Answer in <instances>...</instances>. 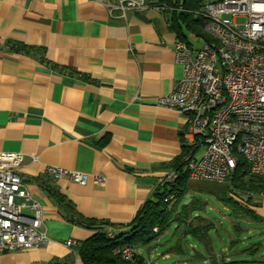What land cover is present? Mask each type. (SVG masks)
Wrapping results in <instances>:
<instances>
[{
	"label": "crops",
	"instance_id": "obj_1",
	"mask_svg": "<svg viewBox=\"0 0 264 264\" xmlns=\"http://www.w3.org/2000/svg\"><path fill=\"white\" fill-rule=\"evenodd\" d=\"M153 1L122 10L119 0H0V151L24 154L18 173L28 198L15 202L38 201L48 238L43 246L0 251V264H84L80 244L97 231L127 234L184 145L201 155L202 137L191 132L188 116L157 98L182 76L175 41L199 49L204 38L184 29L185 37L177 38L176 7ZM48 166L88 179L54 178ZM93 176L102 179L96 183ZM196 181L205 180L188 177L187 189ZM255 195L249 196L255 218H235L241 226L229 220L238 234L214 229L209 252L178 236L187 248L170 245L158 262L264 264V195Z\"/></svg>",
	"mask_w": 264,
	"mask_h": 264
},
{
	"label": "built area",
	"instance_id": "obj_2",
	"mask_svg": "<svg viewBox=\"0 0 264 264\" xmlns=\"http://www.w3.org/2000/svg\"><path fill=\"white\" fill-rule=\"evenodd\" d=\"M153 2L119 0V8L144 9ZM202 15L203 30L211 41L199 49L175 41L174 58L182 76L171 92L157 98V104L186 114L191 132L202 137L201 155L195 157L189 150L184 158L189 178L222 182L234 171L238 156L251 173L264 177V0L207 2ZM237 18L243 21L238 23ZM23 160L22 152L0 151V251L43 246L48 240L38 201L15 202L16 197L28 198L18 173ZM46 172L80 184L88 179L57 166H48ZM175 177L171 171L160 182ZM101 179L92 178L96 183ZM173 197L169 193L166 200ZM22 207L30 213H23ZM134 252L128 245L118 250L123 260Z\"/></svg>",
	"mask_w": 264,
	"mask_h": 264
},
{
	"label": "trees",
	"instance_id": "obj_3",
	"mask_svg": "<svg viewBox=\"0 0 264 264\" xmlns=\"http://www.w3.org/2000/svg\"><path fill=\"white\" fill-rule=\"evenodd\" d=\"M157 2L162 9L176 7L171 12V27L177 38L185 37L182 31L184 29L196 36L203 37L204 42L211 41V37L203 30L204 0H181L180 3L173 0H157ZM189 148L190 146H183L182 155L173 168L176 177L171 181L158 183L150 197L145 200L134 215L127 234L109 236L103 231H97L80 244L78 253L84 264H141L144 259L139 254L134 252L128 260H123L120 258L118 250L126 243L134 247L148 248L171 224L175 225L177 231H181V238L186 240L189 237L187 239L197 241L206 252H209L210 240L214 238L216 229L214 230L211 227L212 224L207 220L203 222L202 216H190L189 211L194 198L189 203L180 205L188 192L186 186L188 174L184 158L190 150ZM227 181L228 185H231V194L235 191V195L233 194L235 197L234 199L233 197L228 198L226 193H223L221 199L229 205H235H230L233 207L230 219L241 216L255 218L256 214L249 206V196L251 194L264 195V177L251 173L247 162L238 156L236 167L227 177ZM169 193H174V197L166 200ZM153 228H156V231ZM231 229L237 234L240 231L237 225H233ZM174 249L178 251L182 247L176 244Z\"/></svg>",
	"mask_w": 264,
	"mask_h": 264
},
{
	"label": "rangeland",
	"instance_id": "obj_4",
	"mask_svg": "<svg viewBox=\"0 0 264 264\" xmlns=\"http://www.w3.org/2000/svg\"><path fill=\"white\" fill-rule=\"evenodd\" d=\"M242 21L243 18H237L236 22L241 23ZM194 46L198 47L200 46V44L196 42ZM202 150L203 148L201 149L199 154H201ZM197 183L198 186L196 188L188 190L186 197L180 202V205H183L185 200L188 199L191 200L192 198H194L193 200L194 202L189 211L192 215L202 216L203 222H206V220L210 222L212 224L211 227L213 229H217L219 231L223 229H229V228L231 229L229 220L230 218H232L231 213L233 212V207H231L230 205L233 206L235 205L234 204L229 205L225 203L226 202L225 200L224 202L221 199L223 193H226V196L228 198L233 197L234 199L235 197L234 196L235 191H233L234 195L231 194L232 192L231 185L230 186L228 185L227 179L222 182L208 180V181H198ZM255 196H259V194ZM252 224L255 225V227H257L256 225H259V224H255V222H253ZM241 225L242 223L240 222V226ZM242 227L247 229V226H242ZM243 233L246 234L247 232L244 231ZM180 235H181V231L180 230L177 231L175 225L171 224L166 227V229L151 243V245L148 248H144L141 246L136 248L139 255L144 260H148V258H150L153 264H159L158 261L161 259L162 253H164L170 245L176 246L177 244L176 241L178 239V236ZM242 235L241 234L239 235L240 240ZM257 237H263V234H260ZM248 239L249 237L246 240ZM126 245H128V243H126ZM179 246L183 247L184 249L187 248L184 240L180 241Z\"/></svg>",
	"mask_w": 264,
	"mask_h": 264
},
{
	"label": "water",
	"instance_id": "obj_5",
	"mask_svg": "<svg viewBox=\"0 0 264 264\" xmlns=\"http://www.w3.org/2000/svg\"><path fill=\"white\" fill-rule=\"evenodd\" d=\"M190 200H185L184 204H187ZM172 260H168V261H163V262H160L159 264H172Z\"/></svg>",
	"mask_w": 264,
	"mask_h": 264
}]
</instances>
